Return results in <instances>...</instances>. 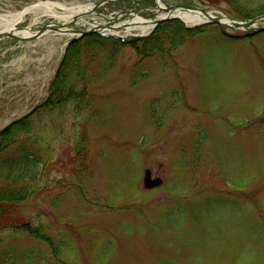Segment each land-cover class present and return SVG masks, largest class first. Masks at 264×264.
<instances>
[{
	"label": "rangeland",
	"instance_id": "374dc122",
	"mask_svg": "<svg viewBox=\"0 0 264 264\" xmlns=\"http://www.w3.org/2000/svg\"><path fill=\"white\" fill-rule=\"evenodd\" d=\"M38 1L46 0H0V13ZM50 1L89 9L100 0ZM161 2L234 14L231 0ZM236 5L247 16L264 10V0ZM154 6L115 0L97 11L126 10L131 21L133 11ZM64 14H30L18 28L35 31ZM217 27L154 56L116 43L112 66L88 87L89 108L58 128L46 189L11 211L42 225L40 237L0 244V264H264V32L231 41L224 38L245 31ZM123 30L124 38L138 35ZM71 38L47 31L0 39V131L45 100ZM94 41L96 58L114 44ZM76 124L78 137L85 135L81 156L71 135ZM145 169L162 185L145 189Z\"/></svg>",
	"mask_w": 264,
	"mask_h": 264
},
{
	"label": "trees",
	"instance_id": "16d2710c",
	"mask_svg": "<svg viewBox=\"0 0 264 264\" xmlns=\"http://www.w3.org/2000/svg\"><path fill=\"white\" fill-rule=\"evenodd\" d=\"M237 1L229 3L234 11L233 18L247 20L264 13L263 10L257 15H244L236 5ZM208 25L188 28L178 20L165 21L158 24L149 36L136 38L125 46H130L138 56H154L169 46L175 47L186 37L202 34L200 30ZM242 34L223 38L236 41L248 39L256 33ZM94 40L100 39L95 34H87L80 40L71 41L48 86L45 100L0 131V244L25 234L40 237L42 225L37 227L30 221L13 218L11 211L44 192L50 172L48 163L54 157L52 143L62 134L58 128L63 129L62 122H66L68 116L78 118L89 108L88 87L102 79L115 60L119 49L117 41H113L109 50H103L105 56L101 59L96 58L94 53L101 48L90 45ZM71 127V135L75 139L74 152L76 156H81V142L85 140V135L81 133L82 136L78 137L80 124ZM46 241L52 249L51 241Z\"/></svg>",
	"mask_w": 264,
	"mask_h": 264
},
{
	"label": "bare ground",
	"instance_id": "6f19581e",
	"mask_svg": "<svg viewBox=\"0 0 264 264\" xmlns=\"http://www.w3.org/2000/svg\"><path fill=\"white\" fill-rule=\"evenodd\" d=\"M157 1L159 5L163 6L161 0H157ZM57 8H63L66 11V14L58 17L62 20V22H69L73 17H76L77 21L81 19L82 22L84 23L86 22L83 12L87 10V7L82 6V5L73 6V7H65L64 5H61L58 2L46 0V1H38L29 6H25L18 11L0 13L1 31H6V32L14 31L16 35L21 36V37L31 36V34L34 33L33 32L34 30H32L31 28H24V29L17 30L15 29L17 24L23 21L27 15H30V14L36 15V13L40 11L46 14H51ZM170 13L168 14L165 11L164 12L162 11L160 15L157 16V18L164 17L166 15L175 16L179 18L181 21H183L188 26L199 25L209 20V16L205 15L200 9L187 10V9L176 8L174 11ZM209 14L212 15L211 12H209ZM221 20L224 22L230 23V20L227 17H223L221 18ZM152 21L153 20H150L149 18H144L142 16H138L137 14H134L131 21H127L123 23L127 24L126 26L127 31H136L138 33H146L151 29ZM61 32H63V30H61ZM116 32L117 31H115L114 33ZM72 34H73L72 32H67V35H72Z\"/></svg>",
	"mask_w": 264,
	"mask_h": 264
},
{
	"label": "water",
	"instance_id": "95a60500",
	"mask_svg": "<svg viewBox=\"0 0 264 264\" xmlns=\"http://www.w3.org/2000/svg\"><path fill=\"white\" fill-rule=\"evenodd\" d=\"M177 7H180L183 9H188V10H194L193 7H189V6H185V5H180ZM162 9L163 8L159 7V10H162ZM200 10L205 15L209 16L210 22L217 23L220 26H229V27H233V28H243L244 30H247L250 33H252V32H263L264 31V24L261 26H257L258 23H261L262 21H264V14L254 18V19H251L249 21L230 20V23H227V22H224L221 20L222 17L212 16L204 9H200ZM146 16H149V15H146ZM166 19H168V18L166 17V18H163L162 20H166ZM160 21L161 20H156L155 24L159 23ZM56 24H57V27H52V25H50V24L43 25L32 36H29V37H19L12 32H3V33H0V38L9 37V38H18L21 40L33 39V38L40 36L45 30H48V29L59 30V27L61 25L59 23H56ZM162 183H163V180L161 177H159V176L152 177V173H151L150 169L144 170V176H143L142 184H143V187L145 189L150 190L153 188H157V187L161 186Z\"/></svg>",
	"mask_w": 264,
	"mask_h": 264
}]
</instances>
